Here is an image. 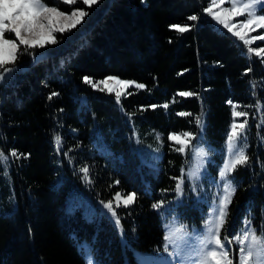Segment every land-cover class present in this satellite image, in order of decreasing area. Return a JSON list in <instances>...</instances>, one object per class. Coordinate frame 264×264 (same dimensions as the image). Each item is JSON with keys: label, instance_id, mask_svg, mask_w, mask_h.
Returning <instances> with one entry per match:
<instances>
[{"label": "trees", "instance_id": "obj_1", "mask_svg": "<svg viewBox=\"0 0 264 264\" xmlns=\"http://www.w3.org/2000/svg\"><path fill=\"white\" fill-rule=\"evenodd\" d=\"M209 3L99 0L84 6L88 15L56 34L55 44L30 49L35 60L19 56L17 71L0 81V151L8 156L7 167L0 162V264H86L81 242L90 245L96 264H136L135 251L159 252L162 218L152 205L172 200L186 165L169 136L200 133L223 151L233 115L228 101L249 116V161L234 171L231 211L264 206V107L257 110V101L264 106V62L214 27L203 15ZM84 77L145 87L128 88L117 103ZM53 92L58 95L48 99ZM140 131L161 136L155 172L140 162L131 139ZM85 165L87 179L80 171ZM251 186L256 190L248 193ZM73 192L103 203L136 193L130 206L114 208L124 241L108 218L86 221L78 210L67 211Z\"/></svg>", "mask_w": 264, "mask_h": 264}, {"label": "snow or ice", "instance_id": "obj_2", "mask_svg": "<svg viewBox=\"0 0 264 264\" xmlns=\"http://www.w3.org/2000/svg\"><path fill=\"white\" fill-rule=\"evenodd\" d=\"M81 2L83 5L91 6L96 4L97 0H81ZM62 3L76 4L77 0H62ZM223 3L224 0H210L209 6L204 11L247 46L249 58L255 55L256 57H261L262 62H264V47H251V44L255 40H264V34L255 37L249 35L252 31L264 29V14H258V6L259 10L264 11V0H246V2L231 0V7L227 8L222 6ZM214 9H218V11ZM86 15H88V12L82 8L71 10L69 14L60 11L57 6L47 5L44 0H0V81L9 78V73L17 71L16 61L20 55H33L35 60L34 54L29 51L30 49L45 47V41L55 44L57 41L53 35L54 32L70 30L79 24ZM241 15L246 17L243 21L238 24L231 22L233 17ZM189 19L196 20L197 16H190ZM55 24H59V27H54ZM172 27L180 32L188 30L187 26L173 25ZM6 33L13 35L6 37ZM21 46H23V51H21ZM9 65L11 66L9 67ZM246 71L250 72L251 68H248ZM84 82L97 87V84L93 83L88 77H84ZM109 82L124 86L132 83L109 77L106 80L100 81L99 84L107 85ZM136 87L144 88L145 86L143 84H136ZM104 90V88H100V91ZM107 90L109 92L115 91L116 101L119 103L122 94L121 90H114L112 88H108ZM56 95L58 93L53 92L49 95L48 99H52ZM179 95L191 96L193 93L181 92ZM228 103L232 104V114L234 117H246L248 115L247 112L236 111V105L232 101H228ZM163 107L167 108L168 105L165 104ZM261 107L264 106H261L260 102L257 101V110H260ZM196 123L200 124L199 117H197ZM247 124V119L241 123L233 120L231 131L226 134L229 159L223 161V166L218 172L219 182H223V195L217 197L218 204L213 207L214 218L205 221L207 235L202 236L200 233L194 232L190 238L196 241L195 245L188 243V240L185 239L181 245L175 246L174 250L169 252L168 243L172 242V235H175V233L170 235L166 231L164 236V240L166 241L164 251L168 252L169 257L172 259H166L165 264H264V227H261L259 230L254 227L250 214L248 217H245L243 226L239 232L229 235V232L224 228L228 223L229 205L232 203V198L236 192L233 180L229 177H231L237 167L244 166L249 161L245 146L238 144L242 135L246 132ZM192 135V133L187 132L180 135L174 133L169 136V139L180 145L177 151L184 152L191 142ZM55 143L59 151L61 148V138L59 136H56ZM67 154V152L64 153L66 156ZM10 155L19 158L15 150ZM7 160L8 156L3 151H0V162L6 163ZM80 171L84 173L83 178L87 179L89 167L85 165ZM177 180L175 191L178 195H182L183 175L177 178ZM219 182L216 180L212 181L218 187L220 186ZM117 183L119 182L117 181ZM135 196L136 193L134 192L126 194L123 198L124 206L126 207L133 203ZM115 199L117 201L116 206L119 207L121 194L117 193ZM162 206L163 201H158L152 205L157 210H160ZM104 208L108 209L112 214L115 224L119 227L120 219L113 208V201L109 200L107 203H104ZM182 230L183 226L177 229V232ZM222 231L224 232L223 238L221 237ZM233 244L237 246L236 249L232 248ZM192 253L196 257L194 260L191 259ZM82 255L85 256L86 264H94L91 250L82 249Z\"/></svg>", "mask_w": 264, "mask_h": 264}, {"label": "rangeland", "instance_id": "obj_3", "mask_svg": "<svg viewBox=\"0 0 264 264\" xmlns=\"http://www.w3.org/2000/svg\"><path fill=\"white\" fill-rule=\"evenodd\" d=\"M98 1L99 0H97V2ZM44 2L49 6H57L60 11H64L65 13H69V14L71 10L77 8L83 9L84 6H88V5H83L81 0H77L76 4H65L62 3V0H44ZM240 2H246V0H240ZM222 6L225 8L231 7V0H224ZM214 10L218 11V9H214ZM258 14H263L261 10H259V6H258ZM203 15L211 21L214 27L220 29L223 32L228 33L233 39H235L239 44H241L247 54V46H245L243 42L239 40L238 37L234 36L231 32L228 31V29L224 28V26L221 23H219L207 12L203 11ZM245 18L246 17L244 15L233 17L231 22L233 24H238L239 22L243 21ZM54 27H59V24H55ZM64 32L57 31L54 32L53 35L55 37L56 34L58 33L62 34ZM260 34H264V29H257L256 31L250 32L249 35L251 37H255ZM5 35L6 37H11L13 34L6 33ZM46 45H51V43H47L45 41V46ZM258 46L264 47V40H255L251 44V47L253 48ZM253 58H261V57H256L255 55H252L250 59ZM10 66L11 65H9V67ZM16 68L18 69V67ZM107 78L103 80H106ZM113 78L121 80L117 77H113ZM121 81H129L132 83L128 86L118 85L114 82H109L107 85H103V84H99L100 81H98L96 82L97 87H93V88L96 90H100V88H104L105 89L104 92H106L107 94H111L114 97H115V91L109 92L107 90L108 88H112L114 90H121L122 93L121 97L128 88H136L139 90L142 89L136 87V84L138 83L135 81L132 80H121ZM248 118H249L248 115L246 117L244 116L234 117L232 115V122L233 120H235L237 123H241L245 119H247L248 121ZM230 131H231V127H230ZM131 139L135 144V149L139 156L140 162L145 166H147L148 168H150L152 171L154 172L157 171L158 164L163 154L160 134L154 131H147L144 133L143 131H140V133L138 134H133ZM169 140L172 143H174L176 147L178 148L180 147V145L177 144L175 141L171 139ZM226 142L227 139L225 141L223 151L220 152L219 150H216L215 148L207 144L202 139L200 133L196 136L192 135L191 142L186 147L185 151L180 152L182 155L186 157V165L183 168V172H181L180 175V177L182 175L184 177L183 193L182 195H178L174 188V194L172 200L163 203V206L160 210L155 209V211L162 218V229H163L162 249L156 253L135 251L133 253V256H134V260L136 261V264H165L166 259L169 260L172 259L171 257H169V253L164 251V246L166 244V241L164 240V236L166 231L170 235L172 233H175V235H172V242L168 243L169 252H172L175 246L181 245L185 239L188 240V243L195 245L196 241L190 238L191 234H193L194 232H198L202 236L207 235L205 221L212 220L214 218L213 207H215L216 204H218L217 197L223 195V190H222L223 182H219L218 172L219 169L223 166V161L229 159V153L227 151ZM238 144L244 145L245 151L247 150L248 144L246 139V132L242 135L241 140L238 142ZM3 165L7 167L6 163H4ZM229 178L233 180L234 186L236 187V191H237L238 184L234 176V172ZM213 180L218 181L220 183V186L218 187L217 185L213 184L212 183ZM177 182L178 180L176 181V183ZM59 183L60 182L58 180H55V182H53L52 185L57 186ZM255 190L256 187L251 186L248 193L254 192ZM234 196L232 198V202ZM115 197L113 200V208L117 207L116 206L117 201ZM123 198L124 197H121V200L119 201L120 206H124ZM6 200H8V197H6ZM131 204H129L128 206H130ZM231 205L232 203L229 205L230 217L228 216V223L224 226L225 230L229 232V235H233L236 232L240 231V229L243 226V221L245 217H248L249 214H250V218L252 219V225L254 227H256L258 230L261 227H264V206L257 212H253L252 210L247 208V206H239V205L236 206L231 211ZM66 210L67 211L78 210L81 213L82 218L86 221H94L96 219H100L103 216L108 218L116 228L120 239L124 241V236L121 227L120 226L118 227L115 224V219L112 217V214L108 211V209L104 208V203L93 200L87 194L81 192L78 193L73 192L68 198L66 204ZM196 220L199 221V223H196ZM181 226H183V230L177 232V229L181 228ZM223 234L224 232L222 231L221 233L222 238H223ZM236 247L237 246L235 244L232 245L233 249H236ZM78 249L82 252V249L91 250V247L87 242H81L78 244ZM91 256L93 258L94 264H96L92 251H91ZM83 257L86 263L85 256L83 255ZM195 258H196L195 254L192 253L191 259L194 260Z\"/></svg>", "mask_w": 264, "mask_h": 264}]
</instances>
